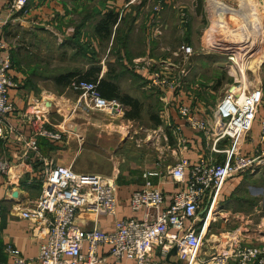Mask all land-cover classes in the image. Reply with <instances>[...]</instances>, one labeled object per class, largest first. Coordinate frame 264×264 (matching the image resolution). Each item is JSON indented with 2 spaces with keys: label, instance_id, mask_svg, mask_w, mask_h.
Masks as SVG:
<instances>
[{
  "label": "rangeland",
  "instance_id": "obj_1",
  "mask_svg": "<svg viewBox=\"0 0 264 264\" xmlns=\"http://www.w3.org/2000/svg\"><path fill=\"white\" fill-rule=\"evenodd\" d=\"M240 1H127L130 5L120 12L118 25L112 27L110 37L99 36L97 52L100 61L104 59L110 69H115L123 66L120 58L124 57L133 61L135 67L139 65L150 72L159 73L165 79L166 87H159L162 92L153 85L152 75L149 74L150 80H146L130 72L131 81L123 80V90L120 91L140 102L138 111L134 109L138 118L130 121L124 118L130 107L127 108L119 100L123 105L121 115L87 109L79 103V94L68 83L67 88L60 90L68 103H71L66 113L72 115L76 111L77 114L83 112L89 115L82 120L73 117L66 126L67 133L61 134L66 133L67 136L70 131L71 136H74L79 131L78 126H81L84 144L96 150L94 156L80 154L79 160L87 165L96 163L98 166L95 170L105 175H108V171L117 172V168L121 176L129 173L136 175L154 165L156 167L157 163V170L164 173L168 165H172L168 146L174 144L167 122V111L171 109L176 112L178 105L169 100L168 103L164 102V91L171 92L173 88L170 82L178 84L182 89V98L187 103L191 102V107L196 110L203 108L210 121L216 103L230 86L245 85L248 89L261 86L264 90V0H244L248 6L245 15L238 8ZM97 20L90 19L92 22ZM80 24L81 18L73 15L64 26L67 29L73 28L71 34L77 35L81 30ZM87 27L85 25L84 29L91 35ZM72 44L69 42V50ZM182 44L191 46L193 53L190 56L184 57L178 50ZM76 60L69 56L65 61L73 66L84 63ZM73 106H78V109ZM55 118L57 123L66 120L59 114ZM251 134L254 135V131L247 134L244 144H251ZM221 142L227 143L226 140ZM239 174H242L241 180L236 175L228 178L231 181L229 187L232 197L224 201L220 196L214 208V217L208 225L199 255L200 259L206 261L205 264H218L224 259L226 244L237 240L235 228L238 227V214L235 211L245 215L244 220L254 224L264 216V167ZM226 206L231 209L224 215L223 209ZM210 213L202 206L199 218L203 222L206 219L208 221ZM231 262H234L233 259H227V264Z\"/></svg>",
  "mask_w": 264,
  "mask_h": 264
},
{
  "label": "built area",
  "instance_id": "obj_2",
  "mask_svg": "<svg viewBox=\"0 0 264 264\" xmlns=\"http://www.w3.org/2000/svg\"><path fill=\"white\" fill-rule=\"evenodd\" d=\"M28 2H5L4 9L0 11V31L8 26L16 13L28 12ZM178 50L184 57L193 53L191 46L186 44L180 45ZM12 69L10 47L0 36V139L6 137L7 131L14 130L8 123V116L14 109L10 96V90L15 85ZM151 75L153 85L166 87L165 79L159 73L152 72ZM176 85L170 82L173 89ZM69 87L79 94V103L89 110L108 111L116 115L122 113L123 105L117 99H107L100 94L98 81L73 77ZM263 96L261 86L250 89L245 85L230 86L217 102L211 124L203 117H197L190 106L178 103L177 114L183 123L209 138L211 152H223V159L217 161L214 157L201 156L190 160L179 157L165 170L179 187L165 206L161 184L152 182L153 177L160 178L163 174L157 170L159 164L145 169L142 173L145 185L134 191L130 199L131 209L142 212V217L117 219L111 231L98 226L85 229L77 219L81 212L116 216L115 182L99 174L77 172L71 165H47L41 174L44 188L40 197L28 211L23 212L25 218L43 223L48 230L40 247L39 263L97 264L100 261L99 248L109 245L110 256L117 261L128 259L135 260L137 264H165L160 257L173 250L183 264H200L207 220L203 222L199 218L200 208L204 206L209 214L212 207L218 204L228 178L264 167V117L259 120L256 142L250 152H241ZM175 132L180 134L179 126ZM42 134L56 140L63 136L60 132L51 131H43ZM223 140L227 141V148L220 150L217 143ZM27 145L36 149V139L32 138ZM181 148H186L184 140ZM10 169V162L0 158V172L6 174ZM1 214L0 207V217ZM226 245L224 259L219 261L221 264H226L229 258L234 264H264V240L252 243L237 239ZM156 249L158 258L154 255ZM7 251L13 255L15 264L25 263L18 249L8 246Z\"/></svg>",
  "mask_w": 264,
  "mask_h": 264
},
{
  "label": "crops",
  "instance_id": "obj_3",
  "mask_svg": "<svg viewBox=\"0 0 264 264\" xmlns=\"http://www.w3.org/2000/svg\"><path fill=\"white\" fill-rule=\"evenodd\" d=\"M6 1H0V11L4 9ZM129 5L130 2L128 3L126 0H102L98 2L92 0H29L28 12L26 14L16 13L8 26L0 31V36L8 43L11 50L13 59L11 73L15 84L10 90L14 109L8 116L9 126L13 127L14 130L7 131L6 137L0 139V158L8 160L11 168L6 174L0 172V207L2 210L0 217V264H15L13 255L7 251L8 246L20 251L21 256L25 259L24 264H40L38 261L40 247L48 230L43 223L25 218L23 212L28 211L40 197L44 188L41 174L49 164L71 165L77 172L99 174L115 182L117 215L97 216L93 213L81 212L77 221L83 228L92 229L94 226H98L105 231H111L114 229L117 219L142 217V212H134L130 207L132 193L145 185L142 173L136 175L129 173L127 176H121L117 168V172L115 170L111 173L108 171V175H105L102 174V171L95 170L98 166L96 163L91 162L87 165L88 163L81 162L79 160L80 154L86 153L94 156L96 150L84 144L81 126L77 125L79 131L74 133V136H71L70 131L65 136L67 133L66 126L73 117L77 116L78 119L82 120L89 114L83 112L77 114L74 111L72 115H68L66 111H68L67 107L71 106V103H68V99L60 92L61 89L68 87L67 75L70 73L79 74L82 77L85 75L84 78H90L89 80L105 78L114 83L121 92L123 80L129 79L131 81L130 72L150 80L148 75H151L152 72L145 68L139 70L137 65L136 67L132 65L133 61H128L124 57L120 58L123 66L110 69L104 59L100 61V55L97 52L100 37L95 32V26L101 14L109 10H114L120 14ZM73 15L76 18H81V30L78 31L77 35L71 34L73 28L67 29L64 26L70 22ZM94 18H98V20L96 22L90 21ZM85 25L89 26L86 29L91 32V35L86 33ZM70 36L71 38H69ZM69 42L74 44L71 45L70 50L68 49ZM69 56L75 57L78 59L77 62H84L85 64L80 63L81 67L69 65L65 61ZM134 60L136 59L134 58ZM91 68H99V70H95L94 74L88 77L87 73ZM178 88L177 84L174 89L170 90L171 92L164 91L165 101L160 96L161 100L165 103H168V100L174 104L184 103L191 107V102L187 103L182 98V89L179 88L178 90ZM158 89L162 91L160 88ZM126 107L129 108V106ZM191 108L197 117H203L211 124L203 108L197 110L194 107ZM58 114L66 119L63 123L55 121V116ZM121 114H123V110ZM262 117H264V96L251 130V133L254 131V135L251 134V144H243L241 149L243 154H248L255 144L259 120ZM124 118L130 121L137 119L126 118L125 116ZM167 118L169 130L174 137V144L172 147L168 146L172 165L179 157H186L190 160H195L201 156L214 157L217 161L223 159V152L213 154L210 150L209 138H205L200 131H193L188 128L178 116L177 111L169 109ZM177 126H179V135L175 132ZM43 131L66 133L63 134L62 139L56 140L44 136ZM32 138L37 141L36 149H31L27 145ZM182 140H184L185 149L181 148ZM217 148L225 150L227 143L219 142ZM150 168H155V165ZM238 174L235 175L239 176L238 179L241 180L242 174ZM152 182L161 184L165 198L164 206L170 202L172 194L179 188L165 172L160 178L153 177ZM230 184V179H227L222 188L221 197L224 201L229 200L228 197H232ZM230 209V207H224V215H227ZM235 213L238 214L236 216L238 217V223L236 222L238 227L235 228L236 239L252 243L264 240V216H261L254 224L249 220H244L245 215L238 211ZM213 215L214 210L209 215L207 229L214 217ZM109 252L110 246L102 245L98 253L100 261L97 264H137L135 260L117 261L110 256ZM154 255L159 257L158 249L155 250ZM160 258L165 264H183L173 250ZM199 262L205 264L206 261L200 259ZM229 264H234V262Z\"/></svg>",
  "mask_w": 264,
  "mask_h": 264
},
{
  "label": "trees",
  "instance_id": "obj_4",
  "mask_svg": "<svg viewBox=\"0 0 264 264\" xmlns=\"http://www.w3.org/2000/svg\"><path fill=\"white\" fill-rule=\"evenodd\" d=\"M129 1V0H127ZM119 19V13L114 10H109L102 14L101 18L97 22L95 26V32L98 34V36L102 38H108L110 37L112 33V27L118 24ZM95 70H99V68H91L87 75L88 77L92 76L94 74ZM73 76H82L79 74H68L67 77L69 79L68 83H70V79ZM85 77V75H84ZM83 77V78H84ZM87 79V78H86ZM90 79V78H89ZM93 81H98V90L100 94L107 98V99H117L121 103H123L126 106H129L130 109L125 112L126 118H138V114L135 110L138 111L140 102L137 99L132 98L131 96L127 94H122L119 90V88L112 82L108 81L105 78H102L98 80L97 78L92 79Z\"/></svg>",
  "mask_w": 264,
  "mask_h": 264
},
{
  "label": "bare ground",
  "instance_id": "obj_5",
  "mask_svg": "<svg viewBox=\"0 0 264 264\" xmlns=\"http://www.w3.org/2000/svg\"><path fill=\"white\" fill-rule=\"evenodd\" d=\"M241 2V5H239V7L238 8H240V12L241 13H243L242 15H245L246 14V9H247V5H245V3H244V0H241L240 1ZM227 5V4H226ZM249 13V12H248ZM244 20H246V19H244ZM214 208H216V206H213L212 207V209H211V213L213 212V210H215ZM207 224H208V222H207V220H206V226H205V235L207 234ZM233 242V241H232ZM218 264H220L219 262H218Z\"/></svg>",
  "mask_w": 264,
  "mask_h": 264
}]
</instances>
